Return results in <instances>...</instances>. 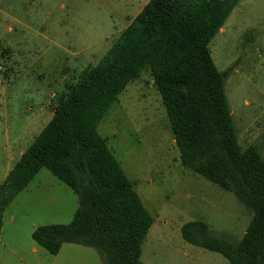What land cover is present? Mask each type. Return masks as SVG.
<instances>
[{"label":"rangeland","instance_id":"374dc122","mask_svg":"<svg viewBox=\"0 0 264 264\" xmlns=\"http://www.w3.org/2000/svg\"><path fill=\"white\" fill-rule=\"evenodd\" d=\"M147 1L0 0V184L52 118L59 97ZM209 46L219 70L231 67L225 90L238 140L242 147L256 144L264 157V0H240ZM98 129L153 217L142 264H229L186 241L181 226L202 220L213 234L239 241L253 212L181 163L150 67L118 96ZM77 207L74 190L40 169L5 209L0 263L102 264L94 247L65 242L52 254L33 239L38 226L69 223Z\"/></svg>","mask_w":264,"mask_h":264},{"label":"trees","instance_id":"16d2710c","mask_svg":"<svg viewBox=\"0 0 264 264\" xmlns=\"http://www.w3.org/2000/svg\"><path fill=\"white\" fill-rule=\"evenodd\" d=\"M239 2L148 0L59 97L52 118L0 184V238L6 207L46 167L74 190L78 207L69 223L38 226L33 239L52 254L70 242L94 247L102 264H142L153 217L98 127L150 67L181 163L253 212L239 241L213 234L202 220L185 222L183 238L229 264H264V157L256 144L242 147L238 140L225 90L231 67L219 70L209 46Z\"/></svg>","mask_w":264,"mask_h":264},{"label":"crops","instance_id":"0c3cea01","mask_svg":"<svg viewBox=\"0 0 264 264\" xmlns=\"http://www.w3.org/2000/svg\"><path fill=\"white\" fill-rule=\"evenodd\" d=\"M130 22H131V21H130ZM123 29H124V28H123ZM123 29H122V30H123ZM132 82H133V81H132ZM132 82H131V83H132ZM131 83H130V84H131ZM130 84H128V86H129ZM128 86H127V87H128ZM100 123H101V122H100ZM110 125H111V122L109 123L108 126L110 127ZM98 128H99V127H98ZM98 130H99V129H98ZM99 132H100V131H99ZM100 134H101V133H100ZM101 135H102V134H101ZM102 136H103V135H102ZM103 137L106 138V140H107V142H108V145H109V140L107 139V137H105V136H103ZM109 146H110V145H109ZM111 149H112V148H111ZM112 151H113V149H112ZM113 152H114V151H113ZM114 154H116V153L114 152ZM21 155H22V152H21ZM115 156H116V155H115ZM118 160H119V159H118ZM119 161L121 162V160H119ZM121 165H122V164H121ZM122 167H123L124 171L126 172V170H125V168H124V165H123ZM10 169H11V167L9 166V168H8L6 174H5V178H6V176H7V174H8V172H9ZM126 173H127V172H126ZM128 173H129V172H128ZM127 175H128V174H127ZM128 177H129V176H128ZM133 177H134V176H131V178H130V177H129V178L134 182L135 189H136V191H137V188H136V182H135L136 180L134 181L135 178L133 179ZM5 178H4V179H5ZM137 192H138V191H137ZM138 194L140 195L139 192H138ZM140 197H141V196H140ZM141 199H142V198H141ZM142 201H143V200H142ZM143 202H144V201H143ZM146 208H147V207H146ZM149 212H150V211H149Z\"/></svg>","mask_w":264,"mask_h":264}]
</instances>
